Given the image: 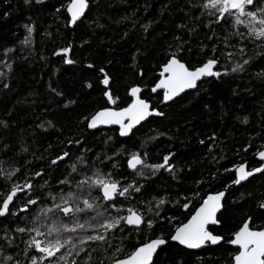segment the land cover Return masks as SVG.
Returning a JSON list of instances; mask_svg holds the SVG:
<instances>
[{
	"label": "trees",
	"instance_id": "trees-1",
	"mask_svg": "<svg viewBox=\"0 0 264 264\" xmlns=\"http://www.w3.org/2000/svg\"><path fill=\"white\" fill-rule=\"evenodd\" d=\"M62 3L66 4L67 0H44L41 4L35 0L29 4L24 0H0V73H3L0 75V121L7 124V127L0 125V161H6L0 166L20 168L11 183L23 184L35 172L43 171L46 173L43 179L34 178V183L39 181L35 192H41L45 180L56 189L57 181L67 175L71 161L66 159L64 163L52 165L51 160L62 151H69L75 160L87 150L86 158L95 160L97 168L113 172L124 184L135 180L144 185L141 194H134L136 198H118L117 203L146 211L141 201L147 202L153 195L167 192L170 200L180 198L183 203L182 197L190 196L191 190L198 189L200 197L224 191L231 184L229 177L233 176L225 168L241 162L259 166L254 152L264 149V79L255 73L264 68V48L248 46L244 58L253 59L246 71L229 72L219 80L206 79L199 91L188 92L173 103L163 105V94L154 95L150 88L158 78L168 45L174 44L173 37L180 35L189 39L187 30H180L176 25L184 23L191 27L196 23L185 16V0H90L92 11L88 20L76 28L67 26L63 10L55 11ZM149 22L152 26L146 32L144 25ZM25 25L33 26L30 35ZM209 34L201 25L190 38L192 51H185L182 58L193 65L203 59L199 45L201 41L210 43L206 39ZM26 37L30 42L22 43ZM68 45L72 47L68 58L75 61L73 64L64 63L62 54L53 55ZM8 49L12 51L7 52ZM220 63L222 68L234 66L223 57ZM9 64L11 68L7 67ZM89 64L94 67L89 68ZM100 68L112 78L111 90L120 97L117 105L108 104L103 96ZM141 71L143 76L139 74ZM89 83L91 88L87 86ZM132 85L142 87V98L149 99L164 113L163 117L150 118L128 139L119 137L116 129L90 131L85 117L103 107L127 106L132 100L129 95ZM151 136L156 139L149 140ZM70 140L80 143L69 144ZM145 141L146 147L142 146ZM249 143L252 147L245 152ZM22 145L28 148L26 153H20ZM134 151H147L148 163H161L164 155L174 153L170 163L175 166V172L161 169L155 175H136L126 163L127 154ZM106 156L112 159L107 160ZM113 164L117 166L115 169ZM8 187L9 182L0 180V193ZM227 191L220 217L222 227H214L225 239L249 216L254 217L257 226L264 221V210L257 208V203L264 200V178L258 175L240 187L232 185ZM18 195L20 200L16 204L27 199L23 194ZM199 203V199H194L187 211L169 204L167 214L185 221ZM38 207L20 216H30ZM10 221L23 226L16 216L8 220L0 218V225ZM3 234L0 227V237ZM121 235L124 234L117 233ZM135 235L133 232V238ZM16 243L21 251L18 258L27 264L22 254L25 245L18 238ZM0 247L7 249L3 240ZM88 251L90 264H99L102 260L108 264L103 247L95 251L89 247ZM233 251L232 246L223 242L199 251L171 243L165 246L160 261L161 264H228ZM77 259L79 264H85L88 256L81 253Z\"/></svg>",
	"mask_w": 264,
	"mask_h": 264
},
{
	"label": "snow or ice",
	"instance_id": "snow-or-ice-1",
	"mask_svg": "<svg viewBox=\"0 0 264 264\" xmlns=\"http://www.w3.org/2000/svg\"><path fill=\"white\" fill-rule=\"evenodd\" d=\"M24 2L29 4L31 0ZM35 2L41 4L44 0ZM185 4V16L193 18L196 23L191 27L184 23L176 25L180 30H187L189 39L186 40L180 35L173 37L174 44L168 45L165 59L159 65L158 78L150 88L151 93L163 90L164 103L174 101L186 90L199 91L201 84L208 78L219 80L229 72L246 71V66H249L253 59L244 58L247 56L248 46L251 44L264 48V0H185ZM61 10L67 16V26L76 28L88 20L92 8L90 0H67L66 4L62 3L55 9L58 13ZM201 25L208 29L210 34L206 39L210 43L201 41L200 55L204 58L193 65L182 57L185 51H192L190 38L197 34ZM151 26L149 22L144 25V30L147 32ZM24 27L29 35L34 31L32 25ZM29 42L28 37L22 41L25 44ZM6 51L11 52L12 49ZM71 51L72 47L68 45L53 55L62 54L65 57L64 63L73 64L75 61L68 58ZM221 57L234 66L222 68ZM7 67L12 66L9 64ZM88 67L94 66L89 64ZM99 72L103 74L99 81L104 86L103 96L108 104L117 105L120 97L111 90V76L104 68H100ZM139 74L144 75L142 71ZM255 75L264 79V68ZM87 86L91 88L92 84ZM4 87L7 88L8 85L4 84ZM142 92L140 85L130 86L129 95L133 99L127 106L99 109L90 117H85L87 127L96 129L100 125H118L119 135L125 137L132 134L133 130L149 117L163 116L164 113L157 110L149 99L142 98ZM244 122H247V118ZM0 125L7 127L4 121H0ZM148 139L155 140L156 137L151 136ZM68 143L79 144L80 141L70 140ZM200 143L203 144L204 141ZM146 145L147 141L142 146ZM250 147L251 143L244 151L247 152ZM5 150H8L7 145ZM27 151L28 148L22 145L20 153ZM86 152L87 150L78 155L75 160H72L69 151L58 153L55 159L51 160V164L64 163L66 159L71 161L67 175L57 181L56 189L45 180L39 193L35 192L39 181L34 183V178L43 179L46 173L37 171L32 177L26 178L23 184L11 183L20 168L12 165L7 168L0 166V180L9 182L8 190L0 193V218L8 220L9 217L16 216L23 222V226L17 221L0 225L4 233L0 240L7 245V249L0 247V264H22L18 258L21 251L16 243L17 238L25 245L22 254L27 264H79L77 258L81 253L88 256L85 264H90L89 247H92L93 251L97 247H103L108 264H161V253L165 252V246L173 242L183 249H199L223 242L234 246L228 264H264V221L257 226L254 217L249 216L230 233L228 239L217 234L213 227H222L220 217L223 215L227 188L241 185L250 178H256L257 174L264 178V150L254 152L259 158V166L253 167L247 162H241L233 168H225V171L232 172L233 176L229 177L231 184L227 185L224 191L200 197L198 189L191 190L190 196L182 197L183 203L180 198L170 200V194L167 192L153 195L147 202L141 201L146 211L133 206L125 208L123 204L117 203L118 198H136L134 194H141L144 185L135 180L127 184L122 183L113 172L97 168L95 160L89 161L86 158ZM173 157L174 153L169 152L162 157L161 163H148L147 151H134L127 154L126 163L127 168L136 175L146 177L155 175L161 169L174 173L175 166L170 163ZM96 159H99V156ZM105 159L111 160L112 157L106 156ZM5 163L6 161H0V165ZM116 167V164H113V168ZM173 178L175 179L174 175ZM18 194L27 196V199L16 204V201L20 200ZM194 199H199L200 203L185 221H179L178 217L167 214V205L171 204L187 211ZM37 205L39 207L34 214L20 216V213H31L32 207ZM257 208L264 210V200L257 203ZM125 212L126 214H123ZM133 232L136 234L134 238ZM117 233L124 235L117 236ZM99 264L105 262L102 260Z\"/></svg>",
	"mask_w": 264,
	"mask_h": 264
},
{
	"label": "water",
	"instance_id": "water-1",
	"mask_svg": "<svg viewBox=\"0 0 264 264\" xmlns=\"http://www.w3.org/2000/svg\"><path fill=\"white\" fill-rule=\"evenodd\" d=\"M208 79H210V78H208ZM192 91H195V90H186L185 91V93H182L179 97H176L175 99H174V101L175 100H177L178 98H180L181 96H183L184 94H186V93H188V92H192ZM158 93H162L163 94V90H158ZM158 93H153L154 95H157ZM131 97V96H130ZM132 98V97H131ZM133 99V98H132ZM174 101H169V102H167V103H164L163 102V105H169V104H171V103H173ZM158 110V109H157ZM152 117H163V116H155V115H153V116H151V117H149L148 118V120L150 119V118H152ZM147 120V121H148ZM147 121H144V122H142L141 123V125H143V124H145ZM141 125H138L134 130H133V132L136 130V129H138ZM89 129V128H88ZM102 129H106V130H112V129H117L118 130V134H119V126L118 125H100V126H98L96 129H89L90 131H96V130H102ZM133 134V133H132ZM132 134H130L129 136H125V137H121L120 135H119V137H121L122 139H128V138H130L131 136H132ZM264 150V149H263ZM257 158V160L259 161V158L258 157H256ZM258 175H260V174H257L256 176H258ZM250 179H252V178H250ZM248 181H245V182H242V184L241 185H235L236 187H240V186H242V185H244V184H246ZM227 195H228V191L226 192V196H225V198H224V203H225V200H226V197H227ZM222 211H223V209H222ZM219 215V214H218ZM213 227H216V226H213ZM174 243V242H173ZM207 246H209V245H206V246H202L201 248H199V249H187V250H190V251H199V250H202V249H204V248H206ZM210 246H217V245H210ZM230 246H232V245H230ZM182 247V246H181ZM233 248H234V246H232Z\"/></svg>",
	"mask_w": 264,
	"mask_h": 264
},
{
	"label": "bare ground",
	"instance_id": "bare-ground-1",
	"mask_svg": "<svg viewBox=\"0 0 264 264\" xmlns=\"http://www.w3.org/2000/svg\"><path fill=\"white\" fill-rule=\"evenodd\" d=\"M117 130V129H116Z\"/></svg>",
	"mask_w": 264,
	"mask_h": 264
}]
</instances>
